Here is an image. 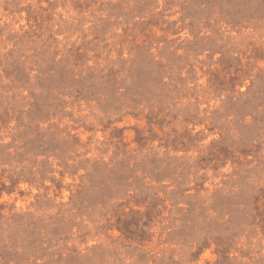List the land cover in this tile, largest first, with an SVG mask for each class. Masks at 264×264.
<instances>
[{"label": "rangeland", "instance_id": "1", "mask_svg": "<svg viewBox=\"0 0 264 264\" xmlns=\"http://www.w3.org/2000/svg\"><path fill=\"white\" fill-rule=\"evenodd\" d=\"M0 264H264V0H0Z\"/></svg>", "mask_w": 264, "mask_h": 264}]
</instances>
